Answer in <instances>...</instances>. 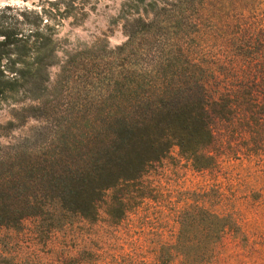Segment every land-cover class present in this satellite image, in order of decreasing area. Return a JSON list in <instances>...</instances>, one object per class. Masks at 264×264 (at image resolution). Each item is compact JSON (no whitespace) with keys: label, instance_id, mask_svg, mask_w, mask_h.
I'll return each instance as SVG.
<instances>
[{"label":"trees","instance_id":"trees-1","mask_svg":"<svg viewBox=\"0 0 264 264\" xmlns=\"http://www.w3.org/2000/svg\"><path fill=\"white\" fill-rule=\"evenodd\" d=\"M200 2L123 4L126 39L95 55L106 63L89 73L79 125L37 156L25 155L34 144L15 147L13 171L0 180V232L23 231L34 250L15 262L0 250V264H212L227 235L244 234L234 210L215 209L216 177L229 138L244 134L251 153L264 149V13L237 26L215 59L188 47ZM49 4L21 11L34 17L27 29L0 27V101L47 81L55 48L44 16L75 9L73 0L63 10ZM187 171L208 176L209 187L173 188L168 174ZM56 237L62 246L42 259Z\"/></svg>","mask_w":264,"mask_h":264},{"label":"rangeland","instance_id":"rangeland-1","mask_svg":"<svg viewBox=\"0 0 264 264\" xmlns=\"http://www.w3.org/2000/svg\"><path fill=\"white\" fill-rule=\"evenodd\" d=\"M49 1H54L57 4L52 6L57 5L56 8L63 10L68 0H0V27L15 26L19 22L22 29L29 28L34 17L32 14L21 16V11L43 10L51 7ZM73 1L75 9L71 13L55 17L44 14L50 30L47 31L46 25L40 22V27L50 34L55 48L52 65L47 68V81L40 92L28 95L18 90L0 101V127L13 122L7 129L0 128V180L13 171L16 145L34 144L36 149L25 153L34 157L60 144L59 141L65 139L61 134H67L68 130L79 125L77 108L79 100L84 101L89 73L95 62L106 63L95 55L98 52L104 54L126 39L121 12L128 0H85L87 12L81 18V0ZM196 8L191 19L198 31L188 35L191 37L188 47L201 46L208 56L218 59L226 57L227 41L238 30L237 26H243L242 22L251 16L264 13V0H201ZM139 13H142V8ZM42 105H46L44 113L27 109ZM229 139L231 142L227 141L225 146L226 156L217 171L216 186L222 195L215 209L234 210L243 225L244 234L239 237L227 235L212 264H264V149L251 153L244 134L236 140ZM175 153L176 149H173ZM168 176L176 178L172 187L177 189L209 187L211 182L208 176L192 171L184 175L173 172ZM70 232L73 237L67 241L71 247H76L79 228ZM62 239L56 237L51 240L43 254L39 247L42 259L54 258L55 250L62 246ZM0 250L15 262L31 257L34 249L29 247L23 231L7 229L0 232Z\"/></svg>","mask_w":264,"mask_h":264}]
</instances>
